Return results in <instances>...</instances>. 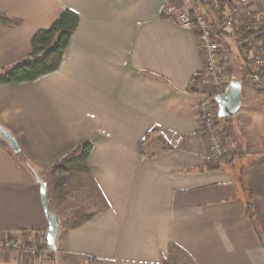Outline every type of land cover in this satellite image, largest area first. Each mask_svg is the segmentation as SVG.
Listing matches in <instances>:
<instances>
[{"label": "crops", "instance_id": "1", "mask_svg": "<svg viewBox=\"0 0 264 264\" xmlns=\"http://www.w3.org/2000/svg\"><path fill=\"white\" fill-rule=\"evenodd\" d=\"M243 3L264 16V0ZM167 4L184 7L182 0H0V74L27 59L34 34L66 8L80 16L58 70L0 85V127L35 168L0 136V238L47 245L35 172L48 185L47 171L86 142L85 176L95 191L82 203L69 195L78 178L68 176L64 198L48 199L61 221L56 251L0 250V264H164L172 244L189 264H264V89L240 77L235 38L217 36L231 54L227 86L241 82V106L219 123L227 154L219 165L206 161L199 106L209 89L193 82L205 58L197 29L165 17ZM153 128L159 133L142 152ZM233 164L244 169L242 181ZM87 216L78 227L68 223Z\"/></svg>", "mask_w": 264, "mask_h": 264}, {"label": "built area", "instance_id": "2", "mask_svg": "<svg viewBox=\"0 0 264 264\" xmlns=\"http://www.w3.org/2000/svg\"><path fill=\"white\" fill-rule=\"evenodd\" d=\"M184 7H176L167 4L164 8V16L174 19L185 27H195L199 34V46L205 58V68L193 79L201 86L209 89L206 98L199 106L202 128L209 139V152L206 161L213 162L222 158L225 154L223 140L217 128L216 96L225 91L227 81L224 64L230 62V53L217 38V31L235 32L239 30L237 38L245 39L247 34L259 27L256 18L244 9V3L232 7V0H182ZM207 5L215 14L220 12L217 20H212L210 12L202 9ZM241 60L244 66L252 71L251 79L255 89H264V78L261 71L264 70V43L245 40ZM212 86L213 89H212ZM215 88V91H214ZM20 250L28 255L36 256L35 249H29L25 244H20L14 238H0V250ZM43 252V251H42Z\"/></svg>", "mask_w": 264, "mask_h": 264}, {"label": "trees", "instance_id": "3", "mask_svg": "<svg viewBox=\"0 0 264 264\" xmlns=\"http://www.w3.org/2000/svg\"><path fill=\"white\" fill-rule=\"evenodd\" d=\"M198 1L204 3L205 0ZM242 2L243 0H232L231 5L232 7L238 6ZM216 14L219 16L220 12ZM256 20L259 22L258 29L249 32L245 39L237 38V35L239 34L238 29L235 30V32L217 31V35L219 37L223 34L233 36L235 38V43L238 46L239 56L242 57L244 47L246 46L245 40L264 43V16L259 19L256 18ZM79 22V14L74 10L66 8L49 28L37 31L32 38V51L28 58L0 74V85L35 81L43 75L58 70ZM242 73L246 78L251 79L252 71L250 69L243 66ZM261 76L264 78V70L261 71ZM219 120L222 119L219 118ZM158 133V128H153L146 134L145 138L140 142V149L142 152L143 145L147 140L151 139ZM91 149L92 144L90 142L83 143L77 146L74 151L47 171L50 176L48 187L52 185L53 196L56 200H62L64 198L65 188L70 173L74 171L89 172L87 159ZM18 155L30 167V169L35 171L33 165L30 164L20 152ZM239 179L242 181L243 177ZM49 198L50 195L48 189V199ZM247 212L253 218L250 200L247 201ZM87 218L89 217L87 216L72 222L68 221V223H71L72 227H78L82 225ZM40 249L41 251L48 250L46 244L40 245ZM187 256V252L182 247L172 244L170 246L169 255L164 264H189L188 262L184 263L183 261V259L188 258Z\"/></svg>", "mask_w": 264, "mask_h": 264}, {"label": "water", "instance_id": "4", "mask_svg": "<svg viewBox=\"0 0 264 264\" xmlns=\"http://www.w3.org/2000/svg\"><path fill=\"white\" fill-rule=\"evenodd\" d=\"M216 102L219 118H227L235 115L241 106V82L231 80L225 91L216 96ZM0 136L10 144L15 153H19L20 147L18 142L10 131L0 128ZM35 178L40 184L42 204L49 222V227L45 231L47 249L53 252L57 249V237L61 221L49 206L47 182L37 172H35Z\"/></svg>", "mask_w": 264, "mask_h": 264}, {"label": "rangeland", "instance_id": "5", "mask_svg": "<svg viewBox=\"0 0 264 264\" xmlns=\"http://www.w3.org/2000/svg\"><path fill=\"white\" fill-rule=\"evenodd\" d=\"M232 42V41H231ZM233 47V46H232ZM226 49V48H225ZM231 56V54H230ZM241 60V58L239 59ZM242 66H244L242 60L240 61ZM234 72L230 73L228 76H225V81H228L229 77L231 75H233ZM242 74V76H241ZM239 74L240 77L244 78V79H248L244 76L243 73ZM251 81L252 83V79H248ZM196 83V82H195ZM253 87L255 88L254 84L252 83ZM214 86H212V89H213ZM227 87V86H226ZM256 90V89H255ZM214 91H215V88H214ZM217 111V119H216V123H217V128L220 132V135H221V138L223 140V146H224V152L227 151V147H226V141H225V138L224 136H222V133L219 129V123L222 122V120H219L218 118V108L216 109ZM225 154H227V152H225ZM224 154V156H225ZM223 156V157H224ZM222 157V158H223ZM230 158V157H229ZM221 159V158H220ZM220 159L219 160H216V161H211V164H214V165H219L220 163ZM238 165V164H237ZM236 164H233V168L236 170V176L239 177V178H242L243 175H244V169H242V167H239V165L237 166ZM87 172H82V171H79V172H72L69 174V177L70 176H74V177H77L78 179L74 181L75 185H72L73 188H75L77 191H75L77 194L74 193V190L72 189L71 193H69L70 196L73 195L74 198L77 197V198H81L82 199V203L86 202L87 198L91 195V192H95L94 191V188L93 186L91 185V183L89 182V178L88 176H85ZM46 177L48 178V181H50V176H49V173H47ZM68 181V180H67ZM49 195H50V199L53 198V189H52V185L49 186ZM51 206H53V204L51 203ZM80 206V205H79ZM71 208H73V206H70ZM74 208H77L76 206ZM66 209H68V207H66ZM14 238L15 240H17L20 244H25L29 249H35L36 250V254L39 255V254H42V251L40 249V245H38L37 243H34V242H29V241H26V240H20L19 238H16V237H12ZM45 251V250H43ZM36 255V256H37ZM184 263L187 262V258L183 259ZM94 264V263H93Z\"/></svg>", "mask_w": 264, "mask_h": 264}]
</instances>
